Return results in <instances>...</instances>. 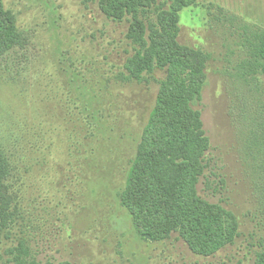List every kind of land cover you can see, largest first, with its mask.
<instances>
[{"label":"rangeland","instance_id":"374dc122","mask_svg":"<svg viewBox=\"0 0 264 264\" xmlns=\"http://www.w3.org/2000/svg\"><path fill=\"white\" fill-rule=\"evenodd\" d=\"M98 1L3 0L29 37L26 51L0 60V133L29 137L34 147L23 193L34 256L53 264H252L264 245V220L252 183L249 130H262L264 81L247 86L236 74L247 55L243 29L264 30V0H197L179 13V44L210 55L196 106L210 142L197 191L239 221L234 243L210 257L194 255L174 233L162 242L144 240L118 205L116 192L162 74L141 84L115 79L132 54L129 17L108 20ZM81 85L93 89L91 109L104 124L94 145L79 148L84 101L73 91Z\"/></svg>","mask_w":264,"mask_h":264},{"label":"trees","instance_id":"16d2710c","mask_svg":"<svg viewBox=\"0 0 264 264\" xmlns=\"http://www.w3.org/2000/svg\"><path fill=\"white\" fill-rule=\"evenodd\" d=\"M196 5L197 0L98 1L108 20L120 22L129 17L126 39L132 54L115 79L141 84L148 75L162 74L154 105L128 161L122 187L116 192L118 205L140 237L148 235L151 241L162 242L174 233L194 255L210 257L234 243L239 221L233 212L204 200L197 191L207 168L205 155L210 142L196 106L201 101L210 55L178 42L179 13ZM243 34L247 55L236 78L249 86V81L258 77L264 81V30L243 29ZM28 39L17 26L15 14L0 0V60L5 62L13 54L26 51ZM73 92H79L77 99L84 101L83 135L78 147L94 145L93 139L104 124L91 109L96 95L86 85ZM251 120V125L257 123ZM257 125L261 132L249 130L253 135L250 147L255 150L251 155L252 183L264 220V118ZM33 148L29 137L0 133V250L4 243H10L0 255L5 257L4 264H53L36 259L29 232L24 229L28 211L23 207V193L32 169ZM87 163V167L92 165V158ZM16 230L21 236L14 234ZM260 246L252 264H264V245Z\"/></svg>","mask_w":264,"mask_h":264},{"label":"water","instance_id":"95a60500","mask_svg":"<svg viewBox=\"0 0 264 264\" xmlns=\"http://www.w3.org/2000/svg\"><path fill=\"white\" fill-rule=\"evenodd\" d=\"M146 239L150 240V237L148 235H144V240H146Z\"/></svg>","mask_w":264,"mask_h":264}]
</instances>
